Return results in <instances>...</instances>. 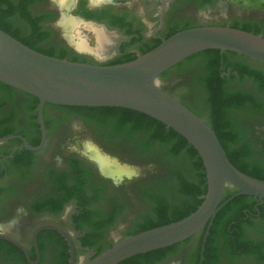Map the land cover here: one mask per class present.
<instances>
[{
    "label": "flooded vegetation",
    "instance_id": "obj_1",
    "mask_svg": "<svg viewBox=\"0 0 264 264\" xmlns=\"http://www.w3.org/2000/svg\"><path fill=\"white\" fill-rule=\"evenodd\" d=\"M218 1L250 11L253 15L249 19L233 17L231 21L205 20L207 16L203 20H195L201 9ZM29 8L37 15L54 16L52 20L46 19L45 26L55 22L60 13L52 0H33ZM71 13L96 26L115 31L116 42L109 46L115 56L132 39L136 42L131 43L129 52L136 55L155 46L177 29L198 25L245 26V23H256L262 27L260 34L264 35V7H247L234 0H117L101 4L92 0H74ZM89 14L93 16L87 18ZM112 19L119 23H113ZM128 30L131 33L127 34ZM219 53L221 56L214 72L202 69V64L198 66L200 79L193 87L200 95L193 97L189 95L191 90L186 88H179L178 92L168 90L162 84V76L161 87L210 126L214 125L222 138L225 135L229 149L242 151L240 159L244 163L255 165L256 161L264 160V123L259 122L264 121V88L260 86L264 72L261 71L263 75L256 79L260 69L252 63L264 62L231 51ZM209 58V55H199L195 60L207 63ZM248 71L255 74L252 76ZM177 80L170 78L171 83ZM32 97L15 88L10 90L0 82V136L20 135L28 144L36 146L40 143L38 102ZM212 98L216 107L210 104ZM66 106L44 105L42 116L46 142L39 150L22 147V140L18 137L0 141V264H70V243L73 264H86L87 260L117 240L148 226L149 218L158 215L157 203L160 201L165 204L160 208L171 214L180 208H189L194 200L190 191L177 192L179 187L187 191L186 187L193 183V177L188 176L190 174L183 176L182 185L176 183L172 186V191L170 187L158 184L159 179L156 178L161 175L151 167L138 175L122 174L117 179L102 172L91 155L92 151L86 148L89 142L85 144L82 139L85 133L93 131L99 136V144L96 145L105 156L112 160L116 158L118 164L124 165L128 163L120 162L102 145L112 149L122 143H131L133 146L130 148H139L137 145L144 142L148 129H137L131 135L127 131L129 127L124 126L112 137L110 127L102 128L98 123L86 120L84 112ZM143 154H138L137 158L144 159ZM135 168L138 169L137 166ZM152 187L159 192L151 209L142 210L134 218L119 224L128 206L141 203L136 197L137 190ZM90 188H93L92 194ZM257 203L256 197L245 195L217 211L212 221L215 225L209 249L207 254L203 251L202 264H241L251 257L247 252L249 248L264 242L249 237L255 226L264 224V202ZM42 225H54L64 234L54 228H41L35 234L34 246L33 232ZM198 235H193L190 241ZM184 241L176 250L164 248L156 264H167L169 259L177 256L179 249L187 244ZM258 251L264 256V245ZM174 264H198V261L196 263L195 258L190 257L185 263Z\"/></svg>",
    "mask_w": 264,
    "mask_h": 264
},
{
    "label": "water",
    "instance_id": "obj_2",
    "mask_svg": "<svg viewBox=\"0 0 264 264\" xmlns=\"http://www.w3.org/2000/svg\"><path fill=\"white\" fill-rule=\"evenodd\" d=\"M52 1L56 4L55 0ZM73 4L74 0L68 7L59 8L54 26L74 51L86 52L69 42L59 24L63 13L78 17L71 13ZM209 49L231 51L264 62V36L228 25L207 24L178 30L152 49L115 64L50 56L0 29V82L38 99L37 116L41 130V141L36 146L28 144L20 135L0 136V141L18 137L26 149L42 148L46 142L42 116L46 103L122 107L143 113L176 131L192 145L202 161L206 192L193 212L181 219L126 235L87 260L86 264H118L131 256L180 243L205 228L198 259V264H202L206 238L217 211L239 195L256 197L258 205L264 202V179L237 169L227 158L211 126L161 87L163 72L187 57ZM104 53L93 54L96 61L102 62L98 58ZM226 188L232 194L224 199ZM41 228H54L64 234L54 225L38 226L32 235L34 246L35 234ZM70 247V264H73L71 243Z\"/></svg>",
    "mask_w": 264,
    "mask_h": 264
},
{
    "label": "trees",
    "instance_id": "obj_3",
    "mask_svg": "<svg viewBox=\"0 0 264 264\" xmlns=\"http://www.w3.org/2000/svg\"><path fill=\"white\" fill-rule=\"evenodd\" d=\"M33 3V0H0V29L5 31L6 33L10 34L23 44L29 46L30 48L37 50L39 52H42L44 54L50 55V56H56L59 58H66L74 61H85V62H92V63H100V64H115L120 62H125L128 60L133 59L136 55H133L129 52V49L131 47V43H135L136 39H132L131 43L125 44L126 46L120 50V53L117 54L114 58L98 62L91 56L87 55H80L77 52L73 51L63 40H58L57 43H55L56 34L50 28L49 26H45L43 23L47 20H52L54 16H50L49 14H41L37 15L33 13L30 10V5ZM93 16L87 15V18ZM113 23H119L118 20H113ZM231 27L240 28L243 30L250 31L255 34H260L261 32V26H259L256 23H245V26L240 25H232ZM188 28V27H186ZM185 29L180 28L174 32ZM127 34L131 33L130 30L126 32ZM170 34V35H171ZM264 36V35H262ZM160 43V42H159ZM158 43V44H159ZM156 44V45H158ZM155 45V46H156ZM152 46L150 48H146L141 53H144L150 49H152ZM220 51L217 49H209L205 51H201L199 53H195L183 61L177 63L173 68H177L180 72L184 70H189L190 73V80L193 82V84H197V81L200 79V73L198 66H202V69L206 68L209 72H214L213 70L217 67V59L221 56ZM199 55H205L210 56L207 63L196 61V57ZM171 68L169 69V71ZM168 70L163 72L160 76H164L168 74ZM251 71H248L250 73ZM252 76L255 74V72L250 73ZM259 76L256 77V79H259L263 73L260 71L258 73ZM264 82V81H263ZM260 83L262 88H264V83ZM3 84V83H1ZM6 88L13 90L12 87H9L8 85L3 84ZM199 91L198 90H191L189 92V95L196 97L198 96ZM201 94V93H200ZM199 94V95H200ZM30 96V95H29ZM38 102V99L36 97H32ZM212 98L210 100V104L212 106L216 107L215 101ZM67 108H72L75 111H79L83 115H85L86 120H91L94 123H98L99 126H102V128H105L106 126L111 128V131H109V134L113 136L117 135L119 132H121L124 129V126L129 127L127 129L128 133L132 135L133 132H136V130H147L146 133L147 137H144V144L146 147L150 146L151 144L155 143L157 146L164 147L167 149L168 153H170L172 156L175 157H185L188 163H191V168L189 166L184 165L182 167V170H178L176 173L177 181L182 185L184 175L188 172H191L193 174V183L189 184V187H186L187 191L182 189L181 187L178 188V193L189 192L193 194L192 202L190 204V207L186 209V207L180 208L181 210H176L169 214L164 208H160L165 206V204L157 203V213L158 215L155 218H149V225L141 228L139 231L146 230L149 228H153L156 226H160L178 219H181L182 217L190 214L193 212L202 202L203 196L206 192V177H205V170L202 164V161L197 154L196 150L190 145L186 139H184L180 134H178L176 131H174L171 128L166 127L163 123L145 115L142 113H139L137 111H133L130 109L125 108H116V107H83V106H66ZM257 107V105H256ZM211 128L214 130L221 146L225 150V153L227 155V158L229 161L240 171L259 178L264 179V160L259 161L255 163V165H249L244 163L240 157L242 156V151L229 149L227 143L225 142V135L224 138H222L217 132L216 127L213 125ZM221 129V127H219ZM226 134V133H225ZM224 139V140H223ZM33 145L34 144H30ZM194 172V173H193ZM179 186V185H178ZM232 192H230L229 188H226L224 199L230 196ZM245 195H239L234 197L231 201H229L227 204H230L232 202L240 200ZM158 196H154L153 202L157 201ZM186 209V210H185ZM218 216V215H217ZM215 221L211 224V227L209 229V234L207 235L206 242H205V248L204 253L207 254V251L209 249V240L211 236L212 229L214 228ZM205 228H203L199 235L196 237V242L194 245L193 252L191 254V258H195L196 263L198 261L199 257V249L201 240L204 234ZM136 233V232H134ZM131 233V234H134ZM190 238L186 239L184 242L189 243ZM181 243H177L174 245H171L169 247L172 250H176L178 245H181ZM262 245H264V242H260L259 245L254 246L253 249L249 248L247 252L251 253V256H254L257 258V261H262L264 263V256L261 255L259 249L262 248ZM164 250V248L152 250L149 252L137 254L134 256H131L118 264H156L157 258L161 257V252ZM103 251V250H102ZM102 251L98 252L96 255L101 253ZM257 252V253H256Z\"/></svg>",
    "mask_w": 264,
    "mask_h": 264
},
{
    "label": "rangeland",
    "instance_id": "obj_4",
    "mask_svg": "<svg viewBox=\"0 0 264 264\" xmlns=\"http://www.w3.org/2000/svg\"><path fill=\"white\" fill-rule=\"evenodd\" d=\"M221 2L222 1H218L211 7H206L204 9H201L199 12V15H197L199 17L195 16L197 17L195 18V20H198V21L203 20L204 17L207 16L205 20L209 19L212 21H217V20L218 21H221V20L231 21L233 17H239L240 19H249L253 15L250 11L236 8L235 6H228L225 4H221ZM54 23L55 22L46 24V26H49L50 28H52V30L56 34V39L54 42L57 43L58 40H63L66 43V41L60 37V32L54 26ZM94 27H100V26L98 25L96 26L95 24H91V22L82 21V20L78 22V29L80 30V34L84 37V39H86V42L88 43V45H90L93 48L97 46V37L94 31ZM101 27L103 28L104 32L108 35V42L106 43L107 45L104 51L107 49H111L108 52H105L101 58L100 57L98 58L101 61H105V60L115 57L113 48H110L109 46H112L113 44H115L117 33L113 30L105 29L103 26ZM263 27H264V24H263ZM66 45L68 44L66 43ZM78 54L91 56L92 58L96 60V58L93 55L94 53L92 52L86 51V52H80ZM252 64L255 65L256 68L260 69V71L264 72V63L258 62V63H252ZM171 77L174 79H178L177 82L171 83L170 81ZM190 79L191 78H190L189 70H184L180 72L177 68H173L168 72V74L163 76L162 84L165 87H167L168 90H171L173 92H178L179 88L195 90V87H193L194 84ZM194 106L200 111L202 110L201 107L197 106L196 104H194ZM259 122L264 123V121H259ZM91 127H93L92 130L95 129L94 128L95 126L92 125ZM92 132L93 131L89 132L88 134L85 133L82 139L85 142H89V145H90L89 147L91 148V151L95 152L96 155L100 159L107 158L108 160L116 164L115 166L116 171L114 172V174H111L107 171H103L100 167V170L102 172L110 174L115 179L121 177L122 174L136 173V175H138L140 173L145 172L147 170V167H151L153 170H157L161 175V177L156 178V180L159 179L157 181L158 184H162L164 186H167L168 188L170 187V189H172L173 191L174 188L172 186L178 183L177 177L175 176L177 171L178 170L181 171L182 167L186 165V163H187V166L191 168V163H188V161L186 160L184 156L183 157L172 156L170 153H168L167 149H165L164 147L162 148L160 146H157L155 143L146 147V145L143 142L137 145V147L139 148H135V147L130 148L133 146L131 143H128L126 145L122 143V144H119L120 146L117 145L115 147H112V149L108 147L107 145H104V146L102 145L104 150L110 152L114 156H117L120 162L128 163V164L120 165L117 162H115V160H112L108 156H105L104 152L96 145V143L99 144V136L95 135ZM141 153H145L143 154L144 159L137 158V155L138 154L140 155ZM96 161L98 162V159H96ZM136 166L138 169L135 168ZM187 174H190L188 176L193 177L192 169H191V172H188ZM150 184L153 185L152 183ZM152 188H149V190H137L136 197L140 199L141 203L138 202L139 204L137 205L128 206L124 210L123 215L120 217L119 224H122L123 222L128 221L130 218H134L137 215V213H140L142 210L144 211L149 208L151 209L154 196H157L156 194L159 192L157 191L156 187H152ZM89 191L92 194L93 188H90ZM117 230L118 229H116L114 232L116 233ZM249 237L256 241L264 240V224L262 225L259 224L255 226L249 232ZM195 242H196V238H194L192 241L182 246L184 248H182V250L179 249L178 255L169 259L167 261V264H174L175 262L185 263L187 259L191 257ZM241 264H264V263H262V261L260 260L257 261L256 257L251 256L247 259H244L243 262H241Z\"/></svg>",
    "mask_w": 264,
    "mask_h": 264
},
{
    "label": "bare ground",
    "instance_id": "obj_5",
    "mask_svg": "<svg viewBox=\"0 0 264 264\" xmlns=\"http://www.w3.org/2000/svg\"><path fill=\"white\" fill-rule=\"evenodd\" d=\"M95 4H101L102 2L107 1H117V0H92ZM236 3L247 6V7H264V0H234ZM57 6L59 8H66L68 7L73 0H55ZM81 18L73 17L71 15H66L63 13L61 19L59 20V24L64 32V35L68 37V40L71 44H73L77 49L81 51H89L96 55H101L104 53V49L106 47V43L108 42V35L104 32L102 27H94V31L97 37V46L91 47L86 42V39L80 34V30L78 29V22L81 21ZM84 21V20H82ZM93 24V23H91ZM88 144V142H85ZM88 145L86 148L87 150H91ZM86 150V151H87ZM91 155L98 159V163L103 171H107L111 174H114L116 171V164L107 158L100 159L95 152H91ZM116 162V161H115Z\"/></svg>",
    "mask_w": 264,
    "mask_h": 264
}]
</instances>
